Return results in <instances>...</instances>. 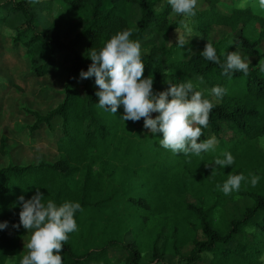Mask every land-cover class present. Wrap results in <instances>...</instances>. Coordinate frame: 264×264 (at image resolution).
<instances>
[{"label":"trees","instance_id":"16d2710c","mask_svg":"<svg viewBox=\"0 0 264 264\" xmlns=\"http://www.w3.org/2000/svg\"><path fill=\"white\" fill-rule=\"evenodd\" d=\"M204 1L206 7H197L193 16L199 45L211 43L221 64L205 59L203 49L187 59L172 58L165 38L176 28L178 14L167 0L0 2V25L14 30L11 40L24 48L33 75L63 78L56 106L43 114L25 108L35 117L31 131L40 124L51 129L52 121L60 119L57 159L9 160L0 166V222H8L0 230V264L21 253L27 232L12 227L19 223L18 197L28 199L36 188L45 202H78L83 209L74 215L78 230L63 245L62 264H264V150L255 144L264 137V15L234 5L224 13L217 7L222 0ZM55 2L73 15L42 21L41 13H51ZM212 26L229 32L210 41ZM122 30H131L130 39L140 42L143 74L153 75L154 91L165 90L166 80H191L213 103L200 139L214 138V151L174 154L160 145L162 136L144 132L143 120L123 121L122 107L116 114L98 107L94 77L81 80L79 73L91 64V48L99 50ZM159 36L164 39L156 44ZM238 46L242 59L250 61L249 73L225 75V52ZM214 86L225 94L212 95ZM5 145L1 137L2 155ZM225 152L233 155L234 164L216 166L214 159H223ZM241 173L246 180L238 191L225 195L217 188L229 175ZM249 174L259 177L255 187ZM234 198L244 204L224 223L211 217L214 206L222 209ZM91 210L101 218L83 226Z\"/></svg>","mask_w":264,"mask_h":264},{"label":"clouds","instance_id":"9594fccd","mask_svg":"<svg viewBox=\"0 0 264 264\" xmlns=\"http://www.w3.org/2000/svg\"><path fill=\"white\" fill-rule=\"evenodd\" d=\"M174 13L184 17L195 16L197 0H167ZM247 5L239 3V9ZM259 7L264 9V0H259ZM131 30H122L114 34L99 50H90L88 56L91 64L87 71L81 70V80L94 77L98 98V107L116 114L123 108V121L138 122L143 120V127L153 135L162 136L159 143L174 154L185 156L202 152L214 151V138L201 141L202 129L209 124V114L213 103L204 98L203 93L191 80L173 84L170 81L163 91H154V79L151 74L144 77L145 64L141 59V44L130 39ZM191 31L186 35L177 32L176 44L182 48L189 43ZM191 54V51L189 50ZM208 61L221 64L216 49L211 43H206L200 53ZM226 60L221 65L223 74L229 75L237 71L245 75L249 73V60L242 59L238 51L225 52ZM264 71V64H260ZM203 83V77H197ZM225 89L214 86L211 94L217 98L225 94ZM156 113L155 116L152 114ZM224 158H215L216 166L224 167L234 164L231 153L225 152ZM208 167V164H205ZM250 183L255 187L259 177L254 174ZM246 177L241 174L229 175L222 187L217 184L225 195L238 191L241 182ZM21 208L19 223L12 227L21 226L29 234L24 243L26 253L19 260V264H62L63 245L68 241L69 234L78 230L74 215L83 211L78 202L64 201L57 205L52 200H44V193L36 188L35 193L28 199L23 195L18 197ZM8 228V222H0V230Z\"/></svg>","mask_w":264,"mask_h":264},{"label":"rangeland","instance_id":"374dc122","mask_svg":"<svg viewBox=\"0 0 264 264\" xmlns=\"http://www.w3.org/2000/svg\"><path fill=\"white\" fill-rule=\"evenodd\" d=\"M28 1L40 2L46 0ZM222 1L224 4L217 6L220 12L227 13L230 6L245 3L247 6L252 7L255 12L264 15V9L259 7L256 0ZM197 7L205 8V1L197 0ZM72 15L71 10L66 9L61 3L55 2L51 13L46 11L41 13V20L49 21L52 17H70ZM177 16L176 28L165 38L166 48L171 51L173 59H187L192 53L204 49V47L199 45V35L195 27L194 17H184L180 14ZM189 31L192 34L189 38V43L180 48L176 44L177 32L181 35H186ZM228 32V28L212 26L209 39L214 41ZM14 33L12 28L0 25V140L1 137H5V149L7 150L6 155L0 153V166L6 165L9 160L16 164L36 162L39 159L54 161L58 157L55 141L59 134L58 125L60 119L57 118L52 121L51 129L47 128L45 124H40L38 129L31 131L30 126L34 124L35 117L27 113L25 108L43 114L56 106L62 98V95L57 91L63 87V78H57L53 74L41 77L34 76L29 68L28 60L23 56L24 48L11 40V36ZM163 39V37L159 36L156 44ZM262 48H264V42L262 43ZM147 49L148 47L143 50L147 51ZM234 51L242 54L240 46L236 47ZM149 74H143V76L147 77ZM160 85L164 88L165 81L161 80ZM141 121L142 119L136 124H141ZM145 131L148 130L144 129ZM255 144L260 150H264V137L257 138ZM209 204L211 203L208 199L207 205ZM243 204L242 200L234 198L222 209L219 205L214 206L211 210V217L224 223L234 213V210L236 208L240 209ZM84 218L83 226L90 222L98 221L101 217L98 212L91 210ZM28 235L26 233L21 240L22 250L19 257L10 256L6 264L19 262L23 254L26 253L24 243L27 242ZM148 259L147 255L143 256L144 261ZM261 259L264 262V253Z\"/></svg>","mask_w":264,"mask_h":264}]
</instances>
